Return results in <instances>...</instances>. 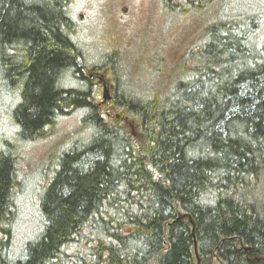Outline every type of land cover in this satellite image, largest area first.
<instances>
[{
	"label": "trees",
	"instance_id": "16d2710c",
	"mask_svg": "<svg viewBox=\"0 0 264 264\" xmlns=\"http://www.w3.org/2000/svg\"><path fill=\"white\" fill-rule=\"evenodd\" d=\"M159 1L196 15L218 2ZM73 2L0 0V264H264L259 14L226 6L180 56L146 64L161 86L129 88L116 46L87 59ZM101 75L114 87L106 113ZM76 112L17 245L24 150Z\"/></svg>",
	"mask_w": 264,
	"mask_h": 264
},
{
	"label": "rangeland",
	"instance_id": "374dc122",
	"mask_svg": "<svg viewBox=\"0 0 264 264\" xmlns=\"http://www.w3.org/2000/svg\"><path fill=\"white\" fill-rule=\"evenodd\" d=\"M75 1L71 6L83 28L87 59L97 62L106 51L114 48L121 50L128 65L129 82L126 85L129 88L161 86V76H152L146 64L156 67L160 56H180L197 39L202 25L219 16L226 6L241 10L242 14H259L258 25L251 36L255 47L261 44L264 36V0H218L214 9L213 6L205 7L206 12L200 15L189 9L181 13H167L159 0ZM113 46L116 47L111 48ZM95 88V101L102 105L106 113L111 109L109 101L114 88L109 77L97 76ZM79 117V112H76L59 119L55 124L56 134L52 131L48 137L28 145L24 150L22 175L27 181L17 199L19 213L14 231V243L17 245L34 233L36 186L42 184L41 169L49 156L59 152L64 136L75 129ZM135 127L138 128V124L135 123Z\"/></svg>",
	"mask_w": 264,
	"mask_h": 264
},
{
	"label": "water",
	"instance_id": "95a60500",
	"mask_svg": "<svg viewBox=\"0 0 264 264\" xmlns=\"http://www.w3.org/2000/svg\"><path fill=\"white\" fill-rule=\"evenodd\" d=\"M104 90H105V89H104ZM106 98H107V96L104 95V99H106Z\"/></svg>",
	"mask_w": 264,
	"mask_h": 264
}]
</instances>
